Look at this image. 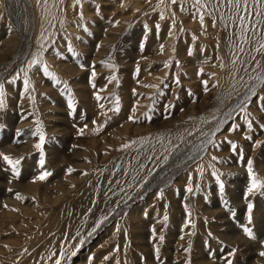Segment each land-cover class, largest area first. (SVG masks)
<instances>
[{
	"label": "rangeland",
	"instance_id": "obj_1",
	"mask_svg": "<svg viewBox=\"0 0 264 264\" xmlns=\"http://www.w3.org/2000/svg\"><path fill=\"white\" fill-rule=\"evenodd\" d=\"M262 45L264 0H0V264H264Z\"/></svg>",
	"mask_w": 264,
	"mask_h": 264
},
{
	"label": "snow or ice",
	"instance_id": "obj_2",
	"mask_svg": "<svg viewBox=\"0 0 264 264\" xmlns=\"http://www.w3.org/2000/svg\"><path fill=\"white\" fill-rule=\"evenodd\" d=\"M233 2H235V6H236L237 8L240 7V5H241V0H229V3H233ZM256 2L259 3L260 0H256ZM173 3H175V0H173ZM196 3L199 4V3H200V0H196ZM243 3L246 5V4H247V0H243ZM200 19H201V21H203V16H201ZM241 20H243V17H241ZM262 47H264V45H262ZM189 55H191V52H189ZM38 62H39V61H38L37 59H33V60L31 61L30 65H29V67H31L32 65H36V64H38ZM43 71L45 72L46 75H50V73H48V69H47L46 66L44 67ZM92 75H93V77H95V72H93ZM113 79H115V77H113ZM23 83H24L25 91H27V89H28V87H29V80H28L27 76H25V79H24ZM2 96H3V86L0 85V97H2ZM96 99L99 100L100 97L97 96ZM117 105H119V100H117ZM2 106H3V100L0 99V107H2ZM69 106L71 107V105H69ZM114 110L117 111V112H119V107L117 106V108L114 109ZM262 110H264V109H262ZM82 131H83V130H81V132H82ZM39 138H40V143L36 144L35 147H36L37 149H41V153H42V145H43V143H44V139H45V137H44V135L41 133ZM232 147H233V149H235V145H232ZM0 156H2L3 160H4V161H5V162L11 167L12 172H13V175H15V176L18 177L20 173H19V170H18L17 166L20 164V160L17 159V160L14 161V160H12L9 156H7V155H3V154H0ZM213 159H215V157H214ZM43 165H44V157H43V154H41L40 166L43 167ZM69 171H71V169H69ZM248 172H249V177H250V179H251V186H250L249 189H248L249 192H252L253 189H255V188L264 187V184H262L261 182H259V181L256 179V177L253 175V172H252V163H251V161L248 162ZM49 175H51V173H49V172H44L43 174H41V175L38 177V179H40V180H44V179H46L47 176H49ZM217 180H218V177H217ZM220 187H221V190H222V189H223V185L221 184ZM187 190H188L189 192L192 191V189H191L190 187H189ZM17 198H19V197H17ZM248 207H249V212H250V211H251V208H252V205L249 204ZM165 220H167V217H165ZM249 222H251V216H249ZM243 232H244V234H245L246 236H248L250 239H255V237H254V235H253L251 229H249V228H247V227H244V228H243ZM161 239H163V238L161 237ZM73 255H75V253H73ZM259 255L262 256V257H264V252H260ZM56 264H61V261L58 259V260L56 261ZM228 264H231V261H228Z\"/></svg>",
	"mask_w": 264,
	"mask_h": 264
},
{
	"label": "bare ground",
	"instance_id": "obj_3",
	"mask_svg": "<svg viewBox=\"0 0 264 264\" xmlns=\"http://www.w3.org/2000/svg\"><path fill=\"white\" fill-rule=\"evenodd\" d=\"M14 21H15V19H14ZM16 23H17V21H16ZM18 25V24H17ZM191 152V151H190ZM194 152V151H193Z\"/></svg>",
	"mask_w": 264,
	"mask_h": 264
}]
</instances>
